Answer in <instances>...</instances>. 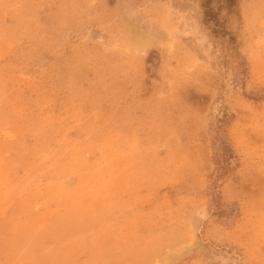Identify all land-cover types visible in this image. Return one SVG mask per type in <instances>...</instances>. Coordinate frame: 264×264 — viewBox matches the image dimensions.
<instances>
[{"label": "rangeland", "instance_id": "rangeland-1", "mask_svg": "<svg viewBox=\"0 0 264 264\" xmlns=\"http://www.w3.org/2000/svg\"><path fill=\"white\" fill-rule=\"evenodd\" d=\"M200 4L0 0L13 216L56 204L0 219L5 264H264V0L232 40Z\"/></svg>", "mask_w": 264, "mask_h": 264}, {"label": "crops", "instance_id": "crops-1", "mask_svg": "<svg viewBox=\"0 0 264 264\" xmlns=\"http://www.w3.org/2000/svg\"><path fill=\"white\" fill-rule=\"evenodd\" d=\"M7 156V155H6ZM6 159H8V157H4ZM2 159V161L4 160L3 158H0V160ZM3 165V167H2ZM21 170H18L16 174L10 173L7 168H6V164L3 162H0V193H2L3 189L5 188V186H9L8 188H10V190L15 189L17 192V197L8 202L6 200H4L3 198H0V219H6V221H9L10 219H19V220H27V219H33L34 217L37 216H41V215H47V213H53L55 208H56V204L53 205L52 209L51 206L48 207H44L42 206L41 209L37 210L36 212L34 211H30L28 212V214L21 212L19 213V215L13 216V209L15 208L16 205H20L22 208L25 207H32V204L34 205L35 202H38L37 200H33V201H26L25 200V196L24 194H20V192L23 191V188L21 187V189H19V179L21 180L20 183L23 184L24 183V175L22 174V172H20ZM13 174V175H12ZM14 180L17 183L16 187H14ZM43 205V202L41 203ZM127 226L124 225L122 226V228H120V233L121 234H125L127 233ZM0 264H5V258H4V253L1 252L0 253ZM17 264V263H16ZM20 264V263H18Z\"/></svg>", "mask_w": 264, "mask_h": 264}, {"label": "trees", "instance_id": "trees-1", "mask_svg": "<svg viewBox=\"0 0 264 264\" xmlns=\"http://www.w3.org/2000/svg\"><path fill=\"white\" fill-rule=\"evenodd\" d=\"M237 2L238 0H201L203 23L209 27L213 36L228 37L229 40H232L224 27L223 21L220 19V13L223 10L227 13H233ZM230 158H232L230 155L227 156L228 160Z\"/></svg>", "mask_w": 264, "mask_h": 264}]
</instances>
